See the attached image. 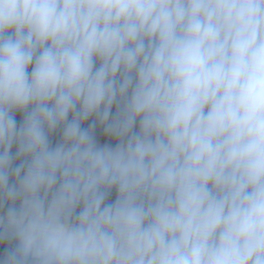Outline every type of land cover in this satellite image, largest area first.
Segmentation results:
<instances>
[{
    "label": "clouds",
    "instance_id": "clouds-1",
    "mask_svg": "<svg viewBox=\"0 0 264 264\" xmlns=\"http://www.w3.org/2000/svg\"><path fill=\"white\" fill-rule=\"evenodd\" d=\"M0 246L264 264V0H0Z\"/></svg>",
    "mask_w": 264,
    "mask_h": 264
},
{
    "label": "trees",
    "instance_id": "trees-1",
    "mask_svg": "<svg viewBox=\"0 0 264 264\" xmlns=\"http://www.w3.org/2000/svg\"><path fill=\"white\" fill-rule=\"evenodd\" d=\"M21 120V116L19 114H17V123L19 124ZM96 136H97V140L99 143L103 144V143H112L114 145V141H109L107 140L103 133H102V130L99 129V127L97 128L96 130ZM60 140V133L57 132L53 137H52V142H53V145L57 142H59ZM15 152V148L13 149V153ZM115 196H116V193L113 192L112 195L109 197V201H114L115 200ZM5 250V246H0V256L3 255V252Z\"/></svg>",
    "mask_w": 264,
    "mask_h": 264
}]
</instances>
